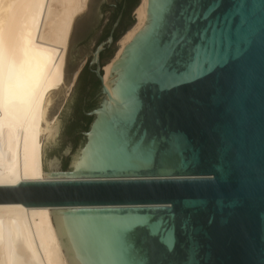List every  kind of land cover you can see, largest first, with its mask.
I'll list each match as a JSON object with an SVG mask.
<instances>
[{"label":"water","instance_id":"95a60500","mask_svg":"<svg viewBox=\"0 0 264 264\" xmlns=\"http://www.w3.org/2000/svg\"><path fill=\"white\" fill-rule=\"evenodd\" d=\"M117 1L87 0L72 23L41 107L43 182L0 187V204L47 207L66 264H264V0H147L103 83L99 54L113 44L105 66L119 48L121 15L95 45ZM181 37L185 55L169 56ZM84 57L99 84L85 121L73 105L83 72L64 95ZM129 101L149 133L139 158L118 151ZM159 134L179 147L153 154Z\"/></svg>","mask_w":264,"mask_h":264},{"label":"bare ground","instance_id":"6f19581e","mask_svg":"<svg viewBox=\"0 0 264 264\" xmlns=\"http://www.w3.org/2000/svg\"><path fill=\"white\" fill-rule=\"evenodd\" d=\"M86 1L0 0V187L43 182L41 107L45 94L61 85L70 28ZM146 1L140 0L135 24L103 66V83L142 27ZM0 264H66L47 207L0 204Z\"/></svg>","mask_w":264,"mask_h":264},{"label":"snow or ice","instance_id":"6c2138e0","mask_svg":"<svg viewBox=\"0 0 264 264\" xmlns=\"http://www.w3.org/2000/svg\"><path fill=\"white\" fill-rule=\"evenodd\" d=\"M182 41L183 37H181L180 40H176L173 42L168 52L169 56L179 58L185 55V48L183 46ZM202 55L206 57V53H204L201 49V46L198 45L195 52L194 64L200 62ZM163 70L164 65H161V71ZM127 104L128 112L126 114V119L128 123L126 130L120 133V138L118 141V151L124 156H128L129 154H131L132 156L139 158L144 151V142L148 139L149 133L147 129H144L143 131H138V129L142 127V123L140 125H135V119L138 109H135L130 101L127 102ZM134 126L137 128V131L132 130ZM173 140H175L176 146L179 147L178 137L170 138L163 134H159L158 136L153 135L152 138L148 141V148L153 154H155V152L157 151H160L161 155H165L169 151V147L172 145ZM181 227H183V225H181ZM172 228L174 231L175 225H173Z\"/></svg>","mask_w":264,"mask_h":264},{"label":"flooded vegetation","instance_id":"af4514ba","mask_svg":"<svg viewBox=\"0 0 264 264\" xmlns=\"http://www.w3.org/2000/svg\"><path fill=\"white\" fill-rule=\"evenodd\" d=\"M118 3H119V1H117L116 2V5H115V7H114V10L116 9V7H117V5H118ZM133 10V9H132ZM131 10V11H132ZM127 11H128V8H125V11H124V7H122V9L119 11V13H118V15H117V17L119 16V15H121V19H120V21H119V23H118V26H117V28L115 29V31H114V33H113V43L119 38V37H121V35L123 34V33H125V31H126V29H128V27L131 25L130 24V21H129V14H130V12L129 13H127ZM124 12V13H123ZM117 19V18H116ZM115 19V20H116ZM115 22V21H114ZM113 22V23H114ZM113 23L111 24V26L113 25ZM108 24H109V22L107 23V25L105 26V28H104V30H103V33H102V35L104 34V31H105V29H106V27L108 26ZM111 26L109 27V30H108V34H109V31H110V29H111ZM97 27H95V25H94V23L93 22H91V23H88V24H85V26H84V28H83V32H84V34H86L85 36L86 37H90V36H92L93 34H94V32H95V29H96ZM108 34H107V36H108ZM101 35V36H102ZM100 36V37H101ZM107 36H106V38H107ZM100 37H99V39H100ZM105 38V39H106ZM98 39V40H99ZM105 39H103V40H100V41H97V43H96V45L95 46H97L99 43H101V42H103ZM84 42V41H83ZM81 44H82V42H81ZM113 45V44H112ZM111 45V46H112ZM94 46V47H95ZM111 46H109V47H106L100 54H99V63H100V66H101V68L103 67V65L104 64H101V61H102V59H103V57L104 56H110L112 53L110 52V48H111ZM84 70V71H83ZM93 70H94V68L93 67H91V70H89L88 69V64L86 65V67L84 68V69H81L78 73H77V77L81 74V72H83L82 73V75L85 73V78H84V81L85 82H83L82 81V75H81V77L79 78V83H78V85H77V88L78 89H82L83 91V96L82 95H80V96H78V98H74L73 100V105H75V109H76V116H78V113L79 112H81V113H85V112H88L90 109H91V107H92V105H93V103L95 102V92H96V90L97 89H99V84H98V82H97V80H96V78H95V75H94V73H93ZM97 84V85H96ZM81 120H83V121H85L82 117H80V116H78ZM87 118V117H86ZM85 126H86V124L85 123H82L81 124V127H80V130H79V132H78V135L79 136H81V133L83 132V131H85L86 129H85Z\"/></svg>","mask_w":264,"mask_h":264},{"label":"trees","instance_id":"16d2710c","mask_svg":"<svg viewBox=\"0 0 264 264\" xmlns=\"http://www.w3.org/2000/svg\"><path fill=\"white\" fill-rule=\"evenodd\" d=\"M137 1L138 0H119V3L116 7V9L114 10L112 16L110 17V21H109V24L108 26L106 27L105 31H104V34L100 37V40H103L106 38L107 34H108V30H109V27L111 26V24L115 21V19L117 18V15L119 13V11L122 9V7H124V11H125V8H128V11L127 13H129L133 7L137 4ZM124 13V12H123ZM97 85V84H96ZM78 116L82 117L84 120H88V118H86L84 116L83 113L79 112L78 113ZM85 129H87V124L85 126Z\"/></svg>","mask_w":264,"mask_h":264},{"label":"rangeland","instance_id":"374dc122","mask_svg":"<svg viewBox=\"0 0 264 264\" xmlns=\"http://www.w3.org/2000/svg\"><path fill=\"white\" fill-rule=\"evenodd\" d=\"M85 10H86V8H85ZM84 10V11H85ZM83 11V12H84ZM82 12V13H83ZM81 13V14H82ZM79 16V15H78ZM77 16V17H78ZM76 17V18H77ZM123 36V35H122ZM121 36V37H122ZM120 40V39H119ZM117 51V50H116ZM116 51H115V53H116ZM114 53V54H115ZM114 57V56H113ZM85 63H86V57H84V60L82 61V63L78 66V68H77V70H76V72L78 73L83 67H84V65H85ZM103 68V67H102ZM101 68V69H102ZM75 74V73H74ZM74 74H73V76H74ZM73 76H72V79H71V83L69 84V86H68V88L66 89V91L64 92V95H65V97H68V94L70 93V90H71V88H72V86L74 85V82H75V80H76V78H77V74H76V78L73 80ZM64 103H65V99H63V102H62V104H61V106H60V108H59V110L57 111V113H56V115L55 116H53V118H52V120L51 121H49L47 124L49 125V126H52V124L54 123V121H55V119L57 118V116H58V114L60 113V111H61V109H62V107L64 106ZM49 126H47V127H49ZM42 136L43 137H41V143H42V140H43V138H44V132L42 133Z\"/></svg>","mask_w":264,"mask_h":264}]
</instances>
